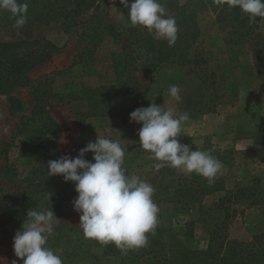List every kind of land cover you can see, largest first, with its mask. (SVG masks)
<instances>
[{
    "label": "rangeland",
    "instance_id": "374dc122",
    "mask_svg": "<svg viewBox=\"0 0 264 264\" xmlns=\"http://www.w3.org/2000/svg\"><path fill=\"white\" fill-rule=\"evenodd\" d=\"M160 2L181 19L178 0ZM188 3L185 23L197 28L189 50L149 63L139 51L149 33L130 25L120 0H85L76 12L83 20L97 15L94 24L107 27L91 63L77 53L87 43L79 39L80 24L70 26L61 18L30 28L31 40L51 46L42 49L48 54L30 72V86L0 94V264H23L15 256L13 237L31 208H52L59 218L47 246L63 264H192L190 251L206 249L216 223L221 224L219 234L249 245L244 261L254 254L252 264H264V20L257 17L250 24L239 8L219 7L214 0H186L183 5ZM6 18L0 21V42L25 38V28ZM154 41L156 50L163 47ZM118 63L122 71L114 77ZM101 72L108 75L100 77ZM172 85L180 89L179 101L168 95ZM247 88L260 90L258 99L248 100ZM83 92H90L88 99ZM152 102L189 113L178 139L222 162L213 183L194 172L157 169L158 161L139 146L141 125L130 122L129 114ZM96 110L104 113L93 114ZM98 135L119 140L129 174L155 189L157 225L147 234V246L127 254L113 243L84 237L72 203L78 195L74 182L47 172L49 160L77 156ZM247 135L255 138V148L237 151L233 137ZM85 158L92 160L93 154ZM190 221L194 223L187 226Z\"/></svg>",
    "mask_w": 264,
    "mask_h": 264
},
{
    "label": "clouds",
    "instance_id": "9594fccd",
    "mask_svg": "<svg viewBox=\"0 0 264 264\" xmlns=\"http://www.w3.org/2000/svg\"><path fill=\"white\" fill-rule=\"evenodd\" d=\"M186 0H178L180 6ZM128 9L130 25L147 30L154 39L166 40L169 47L178 39L176 18L169 14L160 0H120ZM219 7L239 8L248 16L249 23L257 17L264 20V0H214ZM28 3L21 0H0V10L14 18V26L27 23ZM143 52L144 50H139ZM168 95L179 101L180 89L172 85ZM130 122L140 124L137 130L139 146L156 161L155 167H171L181 173H196L213 183L223 169L222 162L210 152L199 148L192 150L178 137L183 125L189 121L187 111L178 112L174 107H163L152 102L138 107L130 114ZM93 154L92 160L85 158ZM125 148L119 140L99 136L79 149L78 155L60 156L47 162L48 176L62 175L65 182H74L77 196L73 208L79 215V228L86 239L101 244L113 243L122 254L131 249L145 247L148 233L158 222L159 207L153 200L154 187L137 174H129L124 166ZM59 218L52 208L27 211V218L13 237L15 256L23 264H63L62 258L47 246L54 235ZM12 264H17L13 261Z\"/></svg>",
    "mask_w": 264,
    "mask_h": 264
},
{
    "label": "trees",
    "instance_id": "16d2710c",
    "mask_svg": "<svg viewBox=\"0 0 264 264\" xmlns=\"http://www.w3.org/2000/svg\"><path fill=\"white\" fill-rule=\"evenodd\" d=\"M25 2V0H21ZM28 3L27 11V23L23 26L25 28L24 34L25 38L11 41V42H0V94H8L15 88H25L31 85L32 81L29 76L30 72L34 69L38 63H40L48 52H44L42 49H46L51 46L49 42H42L38 39L31 40L30 28L34 25L41 23H49L51 21H58L62 18L63 23H69V25L76 26L80 24L82 27L81 32H78L79 39L85 41V46L79 48L77 53L80 55L81 60L86 63L92 62V53L97 49L99 42L102 40L101 33L107 29L106 26L94 24V20L98 17L97 15H90L86 19L79 18L76 14L77 11H81L85 0H26ZM89 5V4H88ZM87 5V6H88ZM190 3L180 6L179 14L182 16L181 19L177 16V26H178V39L175 43V46L169 47L167 41H154L151 34H147L144 37V46L143 50L145 53V59L147 63L152 59L157 60L161 58L169 59L174 57V53L180 51L183 52L189 50L191 42L196 38L197 28L186 22L188 16L186 15L187 9H189ZM3 13V15H2ZM8 18H6V14ZM0 21H4L6 18L8 22H11V25H14V18L12 14L6 10H0ZM192 17V15H190ZM191 20V19H190ZM68 26L67 29L70 27ZM191 31V32H190ZM182 32V33H181ZM149 42L148 44L146 42ZM159 43L163 47H159L156 50V45L152 42ZM37 46V49L33 47ZM180 46H182L180 48ZM156 56H152L153 54ZM184 56V55H183ZM119 64H115L112 68L113 76L116 74H121V69H119ZM126 66V63L124 64ZM108 75L107 72L100 74V77H105ZM126 85L129 88L128 84ZM246 94L248 100L258 99V93L261 91L258 89H246ZM90 92H83V95L87 98ZM244 97H246L244 95ZM242 97V99H244ZM88 99V98H87ZM35 102H38V97L35 95ZM97 103V102H96ZM104 112H99V110L94 111L93 114H102ZM45 142L44 138H39V142ZM46 145H50L51 142L46 140ZM223 186H220L218 189H223ZM216 189V190H218ZM202 195V194H201ZM4 203L0 202V227L3 225L4 216L3 207ZM227 208L224 207L223 211L226 212ZM6 212V211H5ZM221 215V213H220ZM227 218V215H226ZM220 217L218 218V220ZM217 220V222H218ZM189 223V224H188ZM194 223V221L187 222V226ZM221 224L216 223L211 230V236L209 237L208 246L203 250H191L192 264H252V259L254 254H251L252 259H249L248 262L244 261V257H248L250 254L249 245L243 247L237 240L228 239L227 236L219 234V229ZM190 233L192 229L189 230ZM264 236V231L260 234V237ZM256 239V238H255Z\"/></svg>",
    "mask_w": 264,
    "mask_h": 264
},
{
    "label": "crops",
    "instance_id": "0c3cea01",
    "mask_svg": "<svg viewBox=\"0 0 264 264\" xmlns=\"http://www.w3.org/2000/svg\"><path fill=\"white\" fill-rule=\"evenodd\" d=\"M232 145L237 151L250 153L255 148L256 143L254 137L247 135L245 137H233ZM260 208L263 209L264 207Z\"/></svg>",
    "mask_w": 264,
    "mask_h": 264
}]
</instances>
